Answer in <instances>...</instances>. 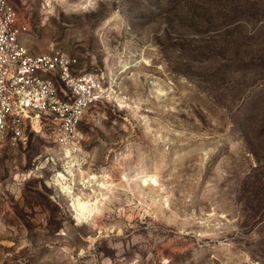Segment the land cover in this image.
<instances>
[{
    "label": "rangeland",
    "instance_id": "rangeland-1",
    "mask_svg": "<svg viewBox=\"0 0 264 264\" xmlns=\"http://www.w3.org/2000/svg\"><path fill=\"white\" fill-rule=\"evenodd\" d=\"M11 1L105 93L0 141V264H264V0Z\"/></svg>",
    "mask_w": 264,
    "mask_h": 264
},
{
    "label": "built area",
    "instance_id": "built-area-1",
    "mask_svg": "<svg viewBox=\"0 0 264 264\" xmlns=\"http://www.w3.org/2000/svg\"><path fill=\"white\" fill-rule=\"evenodd\" d=\"M29 42V23L11 0H0V141L26 143L29 127L50 121L58 146L76 152L78 126L103 98L104 85L92 74L78 73L76 58L65 50L34 52Z\"/></svg>",
    "mask_w": 264,
    "mask_h": 264
},
{
    "label": "bare ground",
    "instance_id": "bare-ground-1",
    "mask_svg": "<svg viewBox=\"0 0 264 264\" xmlns=\"http://www.w3.org/2000/svg\"><path fill=\"white\" fill-rule=\"evenodd\" d=\"M35 126L38 127L37 124H35ZM75 165L76 164H74V166ZM66 168H67V170H65V171H67V172L72 171L70 169V166H66ZM65 171L58 174L59 175L58 184H60L62 186V190H64L66 192V194L71 195L72 189L67 184H64V181L62 180V179H66ZM72 198H73L72 205L74 206V209H76L77 214H78L80 219L84 220V219L90 217L91 215H93L94 208L90 207V203L88 204L86 201L82 200L81 197H79V196L72 197ZM95 209H96V206H95Z\"/></svg>",
    "mask_w": 264,
    "mask_h": 264
}]
</instances>
